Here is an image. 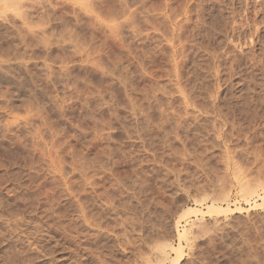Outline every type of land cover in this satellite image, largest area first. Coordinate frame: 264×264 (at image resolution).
Instances as JSON below:
<instances>
[{"label":"rangeland","instance_id":"1","mask_svg":"<svg viewBox=\"0 0 264 264\" xmlns=\"http://www.w3.org/2000/svg\"><path fill=\"white\" fill-rule=\"evenodd\" d=\"M0 7V264H264V0Z\"/></svg>","mask_w":264,"mask_h":264},{"label":"bare ground","instance_id":"2","mask_svg":"<svg viewBox=\"0 0 264 264\" xmlns=\"http://www.w3.org/2000/svg\"><path fill=\"white\" fill-rule=\"evenodd\" d=\"M2 1V0H1ZM202 1V0H201ZM165 2V1H164ZM204 4V3H203ZM4 5H6V4H4ZM91 5H93V4H91ZM165 6H167V5H165ZM164 6V7H165ZM8 8H9V6H8ZM152 8V7H151ZM187 8V7H186ZM0 9H1V7H0ZM4 9H5V7H4ZM176 9V8H175ZM162 10H164V8L162 9ZM159 11V10H158ZM236 11V10H235ZM19 13H20V11H19ZM159 13V12H158ZM164 13V12H163ZM161 15V14H160ZM170 16V15H169ZM178 16V15H177ZM165 17H167V16H165ZM171 17V16H170ZM173 19V18H172ZM173 20H175V19H173ZM175 22V21H174ZM177 22V21H176ZM159 23V22H158ZM179 23V22H178ZM248 23V22H247ZM241 26V25H240ZM250 26V25H249ZM169 27V26H168ZM242 27V26H241ZM178 28V27H177ZM244 28H245V25H244ZM156 29V28H155ZM159 29V28H158ZM173 29V28H172ZM113 30V29H112ZM111 30V31H112ZM170 30V29H169ZM168 30V31H169ZM178 31V30H177ZM257 32V31H256ZM164 34V33H163ZM170 34V33H169ZM168 34V35H169ZM169 37V36H168ZM264 37V36H263ZM170 39H171V37H169ZM251 39V38H250ZM253 40V39H252ZM251 41V40H250ZM170 43V42H169ZM182 44V43H181ZM171 45V44H170ZM179 46V45H178ZM171 47V46H170ZM176 48V47H175ZM173 51V50H172ZM170 56V55H169ZM182 56V55H181ZM236 56V55H235ZM238 57V56H237ZM236 58V57H235ZM234 58V59H235ZM19 59V58H18ZM17 59V60H18ZM180 59V58H179ZM3 60H4V58H3ZM216 74V73H215ZM26 81V80H25ZM30 82V81H29ZM125 82H127V80L125 81ZM128 83H129V81H128ZM126 84V83H125ZM35 85V84H34ZM32 86V85H31ZM125 87V86H124ZM160 92V91H159ZM177 92V91H176ZM183 92V91H182ZM170 94V93H169ZM125 96V95H124ZM186 96V95H185ZM157 98V97H156ZM124 100V99H123ZM128 100V99H127ZM157 101V100H156ZM169 101V100H168ZM184 102V101H183ZM190 105V104H189ZM193 105V104H192ZM135 106V105H134ZM149 109V108H148ZM139 113H141V112H139ZM159 115H161V114H159ZM165 116V115H164ZM165 120V119H164ZM167 120V119H166ZM161 121V120H160ZM151 122V121H150ZM162 124H164V123H162ZM165 132H166V130H165ZM224 150V149H223ZM225 153V152H224ZM234 164V163H233ZM200 165V164H199ZM204 166V165H203ZM240 166V165H239ZM245 178V177H244ZM247 179V178H246ZM245 179V180H246ZM244 180V179H243ZM250 183H252V182H250ZM231 185V184H230ZM254 185V184H253ZM264 185V184H263ZM221 188V187H220ZM231 188V187H230ZM239 188H242L241 186L239 187ZM248 188V187H247ZM246 188V189H247ZM256 188V187H255ZM261 188V187H260ZM223 189V188H222ZM221 190V189H220ZM241 190V189H240ZM262 190H264V186H263V189ZM224 189H223V194H224ZM226 192V191H225ZM244 192H245V194H247L248 193V190H244ZM250 193H251V191H249ZM257 192V191H256ZM256 192H254L253 194H255ZM219 193V192H218ZM241 193H242V190H241ZM249 193V194H250ZM226 194V193H225ZM225 194H224V196H225ZM243 194V193H242ZM256 195V197H254V198H256V200L255 201H253L254 202V206L256 207V206H260V205H262V203L260 204H258V200H257V198H259V199H262L263 201H264V197H262L259 193L257 194H255ZM204 196H206V195H204ZM217 196H219V195H217ZM229 196V195H228ZM246 196H249L248 194L246 195ZM253 196V195H252ZM264 196V195H263ZM212 197H214V196H212ZM244 197V196H243ZM251 197V196H250ZM206 198V197H205ZM208 198V197H207ZM207 198H206V200H207ZM223 198V197H222ZM221 198V199H222ZM226 198V197H225ZM245 199V198H244ZM212 201V200H211ZM216 201V200H215ZM221 202H223L224 201V199H223V201L222 200H220ZM246 201H248V200H246ZM245 201V202H246ZM250 201V200H249ZM201 202H203V201H201ZM201 202H200V204H201ZM218 202V201H217ZM213 203V202H212ZM204 204V203H203ZM227 207V206H226ZM82 208V207H81ZM224 208V207H223ZM87 209V208H86ZM190 209V210H189ZM188 210H186L187 212H186V214L189 216V217H191V215H193V216H197V215H203V213H207V214H213V213H220V211H221V208H217L216 207V205L215 204H211V206H208V207H206V209H207V211L205 212V211H202V210H204V209H202V210H198V209H195V208H189ZM237 208H235V210H236ZM239 209V208H238ZM241 209V208H240ZM239 209V210H240ZM228 210H231V209H228V208H225L224 210H222L221 211V213L224 211V212H226V211H228ZM240 212V211H239ZM231 213V212H230ZM228 214H229V212H228ZM204 215H206V214H204ZM93 216V215H92ZM97 217V216H96ZM99 217V216H98ZM91 220V219H90ZM87 222V221H86ZM180 223V221H178V224ZM88 224H89V222H88ZM194 224V223H193ZM97 225V224H96ZM98 226V225H97ZM99 226H101V225H99ZM191 226H192V224H191ZM233 226V225H232ZM236 227V226H235ZM98 228V227H97ZM225 228V227H224ZM177 229V228H176ZM184 231H179V230H177V232H178V236H179V238H183V237H185L186 236V234H187V231L188 230H186V229H183ZM168 244V243H167ZM167 244H165V245H167ZM162 246H164V245H162ZM178 247V246H177ZM176 247V248H177ZM180 247V246H179ZM171 248L172 249H174L173 251H175V252H177L178 254H179V252L181 253V254H179L177 257H179V259H177V261H176V263H174V260L172 261V263H174V264H179V262L181 261L180 260V258H181V256H182V253L183 252H181V251H179V250H177L176 248H173L172 246H171ZM171 249V250H172ZM164 253H165V251H164ZM177 253H175V255L177 254ZM168 254L166 253V255L165 256H167ZM170 256H168V258H169ZM170 260V259H169ZM171 261V260H170ZM171 263V264H172Z\"/></svg>","mask_w":264,"mask_h":264}]
</instances>
